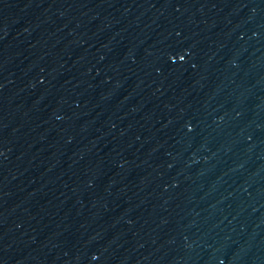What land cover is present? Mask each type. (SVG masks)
Wrapping results in <instances>:
<instances>
[{
    "label": "water",
    "instance_id": "1",
    "mask_svg": "<svg viewBox=\"0 0 264 264\" xmlns=\"http://www.w3.org/2000/svg\"><path fill=\"white\" fill-rule=\"evenodd\" d=\"M0 264H264V0H0Z\"/></svg>",
    "mask_w": 264,
    "mask_h": 264
}]
</instances>
